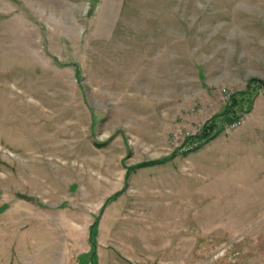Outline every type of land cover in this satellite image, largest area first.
Wrapping results in <instances>:
<instances>
[{"label": "rangeland", "instance_id": "374dc122", "mask_svg": "<svg viewBox=\"0 0 264 264\" xmlns=\"http://www.w3.org/2000/svg\"><path fill=\"white\" fill-rule=\"evenodd\" d=\"M0 264H264V0H0Z\"/></svg>", "mask_w": 264, "mask_h": 264}, {"label": "trees", "instance_id": "16d2710c", "mask_svg": "<svg viewBox=\"0 0 264 264\" xmlns=\"http://www.w3.org/2000/svg\"><path fill=\"white\" fill-rule=\"evenodd\" d=\"M174 1L180 2V4H181V2H184L185 0H174ZM168 9H169V11L171 13H176V14L178 13V11L181 10V8L179 6L176 7L175 5L174 6L173 5H169ZM235 101H236V98L233 96L231 98V102L234 103ZM226 112H229V109ZM211 129L212 128L210 126H209V128H205V131L202 134V135H204L203 137H206L208 135V131H210Z\"/></svg>", "mask_w": 264, "mask_h": 264}, {"label": "built area", "instance_id": "2783aa9c", "mask_svg": "<svg viewBox=\"0 0 264 264\" xmlns=\"http://www.w3.org/2000/svg\"><path fill=\"white\" fill-rule=\"evenodd\" d=\"M237 123H238V122H233L232 125H233V126H237Z\"/></svg>", "mask_w": 264, "mask_h": 264}]
</instances>
